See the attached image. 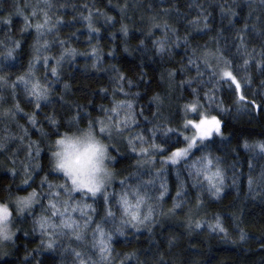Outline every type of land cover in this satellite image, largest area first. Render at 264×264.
<instances>
[{"label":"trees","instance_id":"obj_1","mask_svg":"<svg viewBox=\"0 0 264 264\" xmlns=\"http://www.w3.org/2000/svg\"><path fill=\"white\" fill-rule=\"evenodd\" d=\"M50 2L53 7L45 9L44 0H0V77L3 78L0 80V143L5 145L0 150V203L11 205L17 196L32 191L42 196L48 191L47 183L41 191L45 176L52 184L66 182L62 174L51 171L50 145L70 129L69 121L78 110L92 120L104 119L101 108L111 109L114 101L128 100L133 104L138 124L123 137L113 135L114 147H110V153L116 157L112 164L116 181L107 189L109 203L105 204L100 197L95 202L90 196L81 200L79 193L73 194L75 201L91 204L95 209L86 210L91 218L86 228L83 225L88 217L69 210L68 215L81 225L82 239L76 240L72 230L61 228L55 233L49 228V235H41L38 227L33 231L30 217L23 225L13 228L16 235L8 248L10 255L0 259V264H78L77 251L84 258L99 261L93 248L98 224L112 234L108 264H264V181L261 180L264 154L258 147L254 150L244 147L246 143L264 144V72L259 66L264 63L262 0ZM17 8L23 15L15 14ZM34 10L39 12L36 17L32 16ZM44 11L48 12L52 31L45 29V35L37 43L35 25L43 23ZM89 13L91 21L87 19ZM25 17L30 18L32 27L26 26ZM8 19L11 24L4 23ZM89 22L97 31H90ZM122 24L127 25V36L121 32ZM155 24L160 26L154 27ZM45 41L47 49L43 47ZM157 41L164 44L163 52L157 51ZM37 48L42 57H49L47 66L42 58L36 62ZM67 49L74 56H65L57 64ZM189 58L199 63L202 75L197 73L195 64L189 65ZM244 59L249 60L247 70L243 67ZM219 60L237 76L239 92L235 91V84L221 79ZM52 67L57 69L56 76L51 73ZM121 75L124 81H119ZM21 77L49 87L48 101H41L40 109L35 107L34 98L26 93L23 84L18 83ZM118 83L123 84V91ZM157 96L159 103L153 100ZM188 105L197 106L191 117L187 115ZM199 114L209 119L215 116L221 122L224 139L215 137L216 143L207 149V153L219 158L224 173L219 197L206 190V181L192 187L194 181L189 177L188 166L207 154L200 146L186 161L161 164L170 153L185 146L182 125L186 118L198 122ZM33 116L35 127L29 122ZM49 117L56 119V126L49 122ZM123 117L121 112L120 118ZM87 124L88 120L80 121L81 126ZM168 128L173 129L168 133L171 140L161 143ZM153 129L156 143L164 151L147 160L141 157L138 163L136 154L127 147V137L143 133L147 140ZM96 130L99 132L97 126ZM37 145L42 149L39 169L33 172L28 187L22 183L23 169L30 161L29 151L34 155ZM249 162L253 165L251 169ZM199 179L203 181L202 176ZM249 179L253 181L251 186ZM67 184L70 187L69 181ZM162 184L166 191L161 199ZM137 188L141 194L147 192L140 208L141 216L147 214L151 205L152 217L140 225V231L127 227L124 235H120L115 232L123 217L118 203L120 195L128 192L134 204L131 193ZM52 191H59L60 199H66L63 189L54 187ZM177 191L182 192L181 198L176 196ZM43 203L47 208L48 201ZM174 203L181 206L174 209ZM109 208L114 213L112 217L107 216ZM34 212L36 216L41 214L39 204ZM217 217L226 229L227 238L209 229ZM59 219L52 217L56 223ZM196 223L202 227L196 228ZM241 232L246 239H240ZM50 240L54 241L52 249L46 247Z\"/></svg>","mask_w":264,"mask_h":264},{"label":"snow or ice","instance_id":"obj_2","mask_svg":"<svg viewBox=\"0 0 264 264\" xmlns=\"http://www.w3.org/2000/svg\"><path fill=\"white\" fill-rule=\"evenodd\" d=\"M262 3H264V0H262ZM39 6H37L38 8ZM53 5L51 4L50 0H44V8L45 9H51ZM16 15H23V12L21 9L17 8L15 9ZM39 15V12L37 10H34L32 12V16L36 17ZM235 15V13H233ZM44 20L43 23H37L35 25V30L37 34V43H39V37L45 35V29L47 32H51L52 28L50 27L51 21L48 16V12H43ZM89 21H91V13H89V17L87 18ZM111 19V18H109ZM30 18L25 17V24L27 27H32V25L29 23ZM4 23L11 24V19L5 20ZM193 24L197 23L196 21L192 22ZM205 27L208 25V21L205 18L204 20ZM160 25L155 24L154 27H159ZM165 30L168 29V25H164ZM89 29L90 31H97V29L92 27L91 22H89ZM121 32L127 36L128 35V28L127 25H121ZM159 44V47L157 48L158 52L164 51V44L162 42H155ZM241 44L243 45V40H241ZM19 47V45H16ZM43 47L47 49L48 43L47 41L44 42ZM37 56H36V62H39L41 58L44 61V65L47 66V62L49 57L47 56H41L39 53V48L36 49ZM219 48L217 49V52H219ZM245 55H248L247 49H244ZM95 55V53H93ZM8 56H12V51L8 52ZM65 56H74V53L72 50L67 49L64 53L61 54L59 59L57 60V64L60 63L64 59ZM227 63V62H226ZM195 64L196 65V71L198 74L202 75L201 68L199 63L196 60H193L189 58V65ZM205 68L208 67L207 60L204 61ZM249 65V60L244 59L243 67L245 70H247ZM262 69V72H264V63H261L259 65ZM51 73L53 76L57 75V69L56 67H52ZM212 76H215L216 73H211ZM119 81H124L125 77L122 75L119 76ZM221 79H226L227 81H230L232 84H235V91L239 92L241 89V85L239 82H237V76L233 74L232 71H225L221 75ZM0 80H3L2 77H0ZM18 83H22L24 86V89L27 94H29L31 97L35 100V107L37 109L41 108V101H44L47 103L48 101V93H49V87L44 86L41 87L39 82H32L30 78H24L21 77L19 79ZM130 83V82H129ZM15 88V86H14ZM118 88L123 91V84L118 83ZM128 94L125 93V96ZM241 100L244 99L243 96L240 97ZM154 102L159 103L160 97H154ZM31 102V101H30ZM196 105H188L186 106V110L195 112L196 111ZM17 111H19V108L17 106ZM101 112L104 113V119H96L92 120L90 116L87 113H84L82 111H77L76 116L72 118V121H69V123H72L73 121L80 124V121L82 120H88V126L89 127H95L99 125V132L103 135L107 133V139L109 141L108 147H114L113 141V132H115L117 135L123 137L126 132L130 133L131 129L134 125L138 124L136 114L133 109V104L131 101L128 100H121L119 102H113V107L111 109H104L101 108ZM121 112L124 113V119H121ZM142 114V113H141ZM7 115V114H5ZM198 118V117H197ZM49 122L53 125H57V121L53 117H49ZM29 122L33 124V127H35V118L30 117ZM159 127V126H158ZM186 128H192L195 129V132L192 137L185 136L184 139L187 141V146L183 148H177L176 151H173L169 157V161L171 164L176 165L179 164L182 160L186 161L188 156L192 154V150L194 148H197L198 146L201 147V151L207 153V149L209 148L210 144L216 143L215 137L219 136L221 140L224 139L222 135L221 130V122L218 120L215 116L211 117V119L208 118H199V122H195L194 119H188L185 123ZM173 129L168 128L164 131V136L166 139L162 140L161 143L167 144L169 140H171V137L168 136L169 132H172ZM27 134V130H25V135ZM56 143H60L59 140L56 141ZM5 145L3 143H0V150H3ZM31 148V145L29 146ZM51 147V145H50ZM127 147L128 149L136 154L137 162L140 163L141 157H143L145 160L150 158L151 156L155 155L156 152H163L164 149L161 148L156 143V130H152V136L149 137L147 140L145 139V136L143 133H136L134 135H128L127 137ZM246 149L254 150L255 148L260 149V153L264 154V144L260 145H248L247 143L244 145ZM151 148L152 151L149 149ZM42 149L39 147V145L36 146L34 150V155L32 151H29V158L30 161L28 165L23 169L24 171V179H23V185H27L28 187H31L29 185V180L32 177L33 172L37 171L39 169V158L41 156ZM264 158V157H262ZM111 160L112 162L116 161V157L111 154ZM249 168L251 169L253 167L252 163L249 162ZM236 165H233V168H235ZM31 169V170H29ZM214 169V170H213ZM63 170L61 165L57 164L55 169H51V171L58 172ZM64 171V177L66 178L65 183L61 184H52L49 182L48 177L45 176L44 179L41 180V191L43 192V185L48 184V191L45 192L42 196H38L36 191H32L27 196H17L14 204H15V215L13 214V211L9 209L8 204L0 203V239L3 240H12L13 237L16 235L15 231H10L9 226L11 225L12 228H15L17 224L23 225L28 221V219L31 217L32 223H33V231L36 230L38 227L40 229L41 235H49L48 229L52 228L54 233L57 228L61 229H69L72 230L73 235L75 236L76 240L82 239V232H81V225L77 223L75 219L71 217V215H68L69 210L71 212H80L81 217H88V219H85L83 227L86 228L88 226V223L90 221V216H88L87 209H92L91 204L87 203H81L80 201L74 200V193H79L81 196V200H86L89 196L93 199L95 202L98 197L102 198L105 204L109 203V193L107 192V188L110 185L113 177H111L110 182L107 184H103L101 182L96 181L94 178L90 179H82L74 174L69 173L66 170ZM188 172L189 177L193 178V184L192 187H197L198 184L202 185L204 181L207 182V191L215 196L219 197L222 186L224 185V173L223 170L220 168V160L218 157H213L211 153H207L205 155H201L199 159L194 160L191 162V164L188 166ZM13 175H16L15 172L12 173ZM203 177V181H201L199 178ZM261 180L264 181V171L261 172ZM67 181H70V187L67 184ZM233 182H235V178L233 179ZM149 183H151L149 181ZM253 181L249 179V185ZM124 181H121V185L123 186ZM57 189H63V195L66 197V199L61 200V193L59 191H52L53 188ZM161 191L160 198H163L164 192L166 191L165 186L161 185ZM202 191L204 189H201ZM131 195L135 198V203H131L129 200V193L123 192L120 195V199L118 201L120 209L123 212V217L120 221V226L115 229V232L119 233L120 235H124V229L127 227H131L132 229H135L137 232L140 231V225H144L146 222L150 221L152 217L153 207L151 205L148 206L147 214L141 216L140 214V208L145 203L147 192H143L141 194V190L139 188L135 189ZM176 196L178 198L182 197V192L177 191ZM47 200L48 205L47 208L45 207L43 201ZM69 201H72V203H69ZM40 205V215L36 216L34 209L36 205ZM181 205L180 203H174V209L179 208ZM93 211L95 209H92ZM45 213H50V215H45ZM59 216V222L56 223L52 220V217ZM107 216L112 217L114 216L113 211L109 208L107 210ZM196 228L202 227L200 223H196ZM210 231L213 233H223L224 238H227V232L225 227L220 223L219 217L216 218L215 225H209ZM17 231H22V228H16ZM63 234V233H60ZM240 239L244 240L246 239V236L243 232L240 233ZM93 248L96 250V252L99 255V261H96L92 259L91 257L84 258L83 254L81 252H75V256L78 259V264H108L109 258L111 256V248L110 244L112 241V234L105 232V230L98 224L96 226L95 232L93 234ZM43 243V241H41ZM54 241H49L46 245L48 249L53 248ZM9 246V245H8ZM10 255L8 252L0 253V259H3L5 256ZM30 264V262H29Z\"/></svg>","mask_w":264,"mask_h":264},{"label":"clouds","instance_id":"obj_3","mask_svg":"<svg viewBox=\"0 0 264 264\" xmlns=\"http://www.w3.org/2000/svg\"><path fill=\"white\" fill-rule=\"evenodd\" d=\"M59 140L60 143H56ZM57 164L82 179L94 178L103 184L110 182L113 175L107 133L101 134L95 127L81 126L73 121L69 130L63 132L50 147V165ZM57 173L64 176V171ZM10 231H14L11 225ZM14 238V237H13ZM12 240L0 239V248L10 245Z\"/></svg>","mask_w":264,"mask_h":264},{"label":"rangeland","instance_id":"obj_4","mask_svg":"<svg viewBox=\"0 0 264 264\" xmlns=\"http://www.w3.org/2000/svg\"><path fill=\"white\" fill-rule=\"evenodd\" d=\"M218 62H219V63H217L218 72H219L220 75H222L223 72L228 71V70L226 69L227 67L225 66V63H224V62H222L221 60H219ZM194 113H196V112H192V111H188V110H187V115H189L190 117H191ZM199 115H200V118H205V116H204L203 114H199ZM122 119H124V117H123ZM208 119H209V118H208ZM187 120H188V118H186V120L184 121V123H183V125H182V132H183L184 137H185V136L192 137L193 134H194V132H195V129H192V128H190V127H189V128H186V127H185V123H186ZM198 122H199V121H198ZM198 122H197V123H198ZM97 127H98V130H99V125H97ZM114 134H115V132H113V135H114ZM186 146H187V141H186L184 147H186ZM194 149H195V148H194ZM194 149H193V150H194ZM193 150H192V151H193ZM151 151H152V150H151ZM156 153H157V152H156ZM170 155H171V153H170L167 157H165L163 160H161V164H162V165L171 164L170 161H169V157H170ZM112 177H113V179H112L110 185L108 186V188L111 187V186L115 183V181H116V178H115L114 174L112 175ZM69 183H70V181H69ZM108 188H107V189H108ZM29 194H30V193H29ZM29 194H27V195H29ZM27 195H25V196H27ZM14 201H15V200H14ZM14 201L11 203V205H9V209L11 210L10 207H12V208H13V211H14V209H15ZM8 248H9V246H7V247H5V248H0V253H3V252H9ZM7 256H8V255H7ZM7 256H5V257H7ZM5 257H4V258H5Z\"/></svg>","mask_w":264,"mask_h":264}]
</instances>
